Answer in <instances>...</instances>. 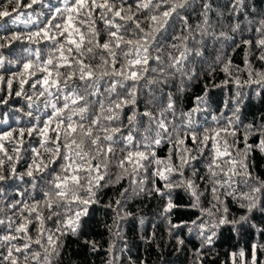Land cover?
<instances>
[{"label":"snow or ice","instance_id":"6c2138e0","mask_svg":"<svg viewBox=\"0 0 264 264\" xmlns=\"http://www.w3.org/2000/svg\"><path fill=\"white\" fill-rule=\"evenodd\" d=\"M214 89L227 93L215 108ZM254 97L264 0H0V264H62L69 239L104 264H147L122 228L138 199L162 201L166 245L188 264H217L229 240L219 264H264ZM99 208L107 248L89 237Z\"/></svg>","mask_w":264,"mask_h":264},{"label":"trees","instance_id":"16d2710c","mask_svg":"<svg viewBox=\"0 0 264 264\" xmlns=\"http://www.w3.org/2000/svg\"><path fill=\"white\" fill-rule=\"evenodd\" d=\"M242 58L243 52L238 51L233 57L234 63L242 65ZM223 78V73H219L211 82L219 83ZM205 83H209V78L202 76L199 81H195L191 84L189 91L185 93L184 100L182 102L183 107L187 108L192 106L193 98L196 95L203 93V85ZM226 95L227 93L221 89H214L211 91L210 96L214 102L213 107L215 108L217 106L216 102L222 101ZM245 114L249 121L259 120V117L264 115V100H261L259 97H254L245 108ZM255 160L257 171L261 176H264V157L257 153L255 155ZM116 191L117 189H112L109 191L107 197H105V200L115 195ZM179 196L181 199L177 202H185L184 194L179 193ZM161 205L162 201L158 199H138L128 205V211L134 213V217L123 222L122 228L123 235L126 238L129 248L131 249V256L137 261L143 258L147 261V264H188L190 254L185 255L184 253H181L179 256H177L172 251V248L167 247L166 245L167 237L164 232V225L157 223ZM141 217L144 218L145 221L143 225L139 223V219ZM179 218L180 217L178 215L177 219ZM184 218L186 219L187 216ZM106 223H111V213L106 212V210L103 208H99L95 212L94 218L91 221L89 237L100 241L102 248H107L108 241L110 239L109 234L104 228ZM154 223H157V227L155 229L156 241L149 245L141 239V236L148 235L153 230L152 225ZM156 243L161 244V248L163 249V259L161 258L160 250L155 247ZM234 243V241L229 240L222 242L221 245L218 246L220 256L217 258V264H219L220 259L226 258L225 253L230 250L229 245ZM241 244H243V241H241ZM191 246L192 245L189 247ZM105 259V252L101 251L99 253L93 254L85 248L82 241H74L69 239L63 256L62 264H104Z\"/></svg>","mask_w":264,"mask_h":264}]
</instances>
